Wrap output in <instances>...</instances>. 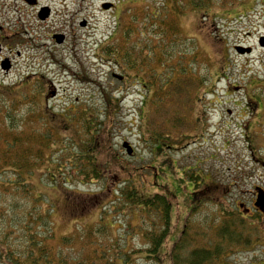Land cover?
I'll use <instances>...</instances> for the list:
<instances>
[{"label":"rangeland","instance_id":"rangeland-1","mask_svg":"<svg viewBox=\"0 0 264 264\" xmlns=\"http://www.w3.org/2000/svg\"><path fill=\"white\" fill-rule=\"evenodd\" d=\"M39 1L37 9H33L24 0H0V113H4L7 102L16 100L15 112L28 118L23 127L36 131L50 123L51 111L74 113L82 118L92 109L99 131L92 132L91 139L95 138L97 144L90 154L104 175L92 182L73 184L71 191L63 182L50 184L46 172L53 170L55 150L64 149L70 138L85 147L89 135H82L84 127L79 120L69 122L61 114L53 123L57 144L48 152L51 159L44 162V167L36 168L29 179L34 190L45 195L43 210L53 203L51 219L56 246L78 225L89 227L107 211L104 217L113 235L117 237L121 232L130 242L129 247L141 248L143 245L131 227L139 222V217L129 221L131 218L120 213L112 202L115 189L131 182L143 193L166 191L174 196L176 228L167 239L168 249L188 215L194 222L206 218L218 225V216L230 214L227 218L236 216L240 223L244 222L251 238L259 234L261 238L252 246L236 245L224 264H264V222L240 207V203L251 207L256 186L264 187V167L251 156L253 150L264 154V110L260 111L262 116H257L259 105L255 102L260 95L264 99V46L260 44L264 36V0H216L204 11L189 0ZM180 1H184L181 11ZM103 4L110 6L105 8ZM44 5L50 6L46 20L39 18ZM156 9H172L178 37L195 39L208 66L204 71L210 74V83L203 85L198 93L201 98L194 104L186 99L183 107L174 109L167 107L168 103L163 107L162 99L151 110L152 94L145 86L143 72L118 65L104 53L107 45L116 43L123 26H141L142 21L148 20L147 12ZM117 20L122 25L118 29ZM26 29L31 32L32 43L20 47L18 56V38ZM55 34L64 35L65 40L57 42ZM144 39L151 38L134 33L130 44L138 41L134 47L144 48L141 54L148 58L154 45L146 46ZM238 46L250 47L251 52L240 53ZM110 47L116 50V44ZM6 56L14 62L9 73L1 67ZM157 64V59L151 60L150 66ZM35 78L36 85L31 88ZM29 111L30 115H26ZM64 127H70V131L65 132ZM158 134H170L174 143L164 142V148L155 150L151 135ZM180 138L183 140L177 144ZM125 142L131 145V154L123 146ZM197 173L203 178L194 185L195 189L219 185L225 192L216 190L217 202L205 199L189 214L195 191L191 189L195 183L192 177ZM87 200L94 202L89 208L68 206L71 201ZM203 242L213 244L209 239L191 241L181 250L180 257H186L189 249ZM5 251L6 246L0 242L2 261L7 259ZM20 252L23 250L18 244L17 254ZM137 264L149 263L139 258Z\"/></svg>","mask_w":264,"mask_h":264},{"label":"trees","instance_id":"trees-1","mask_svg":"<svg viewBox=\"0 0 264 264\" xmlns=\"http://www.w3.org/2000/svg\"><path fill=\"white\" fill-rule=\"evenodd\" d=\"M215 1L189 0V3L196 8H203L204 11ZM183 2H179V11ZM171 11L172 9H156L155 12H147L148 20L142 21L141 26L127 29L123 26L121 35L115 39L116 43H110L116 44V50L110 45L104 49V53L112 56L118 65L125 64L143 72L145 86L152 94L151 110L158 100L162 99L165 100L163 107L168 103L167 107L174 109L183 107L186 99L194 104L201 98L198 93L203 85L206 86L211 80L210 74L204 71L208 66L203 61L204 57L195 39L178 37V26L174 16L171 17ZM136 19L137 16L134 21ZM119 26H122L121 21L117 20V29ZM134 33L150 36V40L144 39L146 46L154 45L150 48L151 55L148 58L141 54L144 48L134 47L138 41L131 46ZM155 59L159 64L151 67V60ZM15 101L11 104L7 102L4 113H0V242L6 246L4 256H7L6 261L0 260V264H137L139 258L149 264H224L236 245L252 246L260 240V234L251 238L246 233L248 230L246 225H243L244 222L240 223L236 216L227 218L230 214H221L218 216L220 220H217L221 222L215 225V221H207L206 218L194 222L188 215L181 231L168 249L167 239L176 228L174 196L165 193L166 191L143 193L129 182L115 189L116 196L112 202L120 213L131 218L129 221L135 216L139 217V222L131 227L143 245L141 248L129 247L130 242L121 232L117 237L113 235L111 225L104 217L107 211L89 227L78 225L73 233L62 236L56 246L51 219L53 203L50 202L51 207L43 210L45 195L36 192L29 179L33 178L36 168L44 167V162L51 159L48 152L57 144L53 123L57 122L61 114L66 115L69 122L79 120L84 127L82 135H89L85 147L70 138L65 141L64 149L55 150L52 157L53 170H50L49 174L46 172L52 182L50 184L56 186L63 182L71 191L73 184L92 182L93 178H104L98 161L96 162L90 154L93 146L97 144L95 138L91 139L92 132L99 131V124L97 119H93L96 116L92 109L82 118H77L74 113L51 111L49 117L52 119H48V125L36 131L31 128L26 130L23 125L28 118L15 112ZM30 112L26 115H30ZM64 128L65 132L70 131V127ZM159 135L161 134L151 135L156 144L155 150L164 148V142H173L170 134H167V137ZM182 140L183 138H180L177 144ZM202 178L199 173L192 177L194 185ZM201 194L193 193L189 214L195 212L205 199L217 202L214 201L217 192L211 191L209 196H200ZM93 203V200L82 203L71 201L68 206L77 209L78 205L82 209L89 208ZM121 229L125 231L124 226ZM207 239L213 240V244H196L188 250L186 257H180L181 250L185 246L188 247L191 241L199 243ZM18 244L23 250L19 254Z\"/></svg>","mask_w":264,"mask_h":264},{"label":"flooded vegetation","instance_id":"flooded-vegetation-1","mask_svg":"<svg viewBox=\"0 0 264 264\" xmlns=\"http://www.w3.org/2000/svg\"><path fill=\"white\" fill-rule=\"evenodd\" d=\"M24 1H25L26 4H29L30 7H32L33 9H37V7L40 4L39 0H24ZM33 1H34V3H32ZM54 1H56V0H51V2H54ZM44 6H46V5H44ZM42 7L43 6H41L40 8H42ZM54 37H55V35H54ZM63 38H64L63 40H65V36L64 35H63ZM31 43H32L31 32L26 29V30L23 31V33H20L19 38H18V44L16 46L19 49L22 46L31 45ZM1 49H2V47H1V43H0V51H1ZM10 50H11V48H10ZM16 53H17L18 56H20L21 55L20 49L17 50ZM1 67L5 71V73H9L14 67V62H13L12 58L9 57V56L3 57L2 61H1ZM25 77H27V75ZM24 81H26V79H24ZM35 85H36V78H35V80L32 83H30V87L31 88L35 87ZM32 94H33V90H32ZM260 96H262V95H260ZM260 96H259V99H255V102L259 105L258 108L256 109L257 116H259V117L263 115V113L260 114V111L264 110V106H263L264 99H263V97L260 98ZM203 111L204 110L201 109V116H202ZM259 122L263 124L264 121L262 122V121L259 120ZM159 149H161V148H159ZM251 156H252L253 160L258 165L264 167V154H262L261 152H259L257 150H253V151H251ZM201 185H203V184H201ZM193 186H192L191 189H192V191H193V189L195 190V191H193V193H194V192H196L198 190L195 189V187H193ZM205 187H207V186H205ZM205 187H203L202 189H199L198 192H201L204 195L206 193V196H209L210 194L207 193V192H210L213 189H215V192H216V190L225 191V188H222L219 185L211 186V187L207 188V190H204ZM259 189H262L264 191V187H261L259 185L256 186L255 191H253V198H252V206L251 207H247L245 203H240V207H241V205H243L244 211L247 214H250L251 216L254 215L255 217L260 219V222H264V208L262 210L261 208H259L255 204L256 198H257V192H258ZM202 199H204V198H201V200ZM257 222H258V220H257Z\"/></svg>","mask_w":264,"mask_h":264},{"label":"water","instance_id":"water-1","mask_svg":"<svg viewBox=\"0 0 264 264\" xmlns=\"http://www.w3.org/2000/svg\"><path fill=\"white\" fill-rule=\"evenodd\" d=\"M32 3H34V1ZM109 6H110V4H103V7H105V8H107ZM49 14H50V8L48 6H44L41 8V10L39 12V17H40V19L44 20L49 16ZM83 24H85V23H83ZM55 38H56L57 42H59V43L63 42V39H64L63 35H61V34L55 35ZM260 44L264 46V37H262L260 39ZM237 51H239L240 53H246V52L249 53L251 51V49H250V47L238 46ZM123 146L126 147L127 153H129V154L132 153L133 149H132L131 145H129L127 142H125L123 144ZM255 204H256V206H258L259 208H261L263 210V208H264V191L262 189L258 190L257 200H256Z\"/></svg>","mask_w":264,"mask_h":264}]
</instances>
